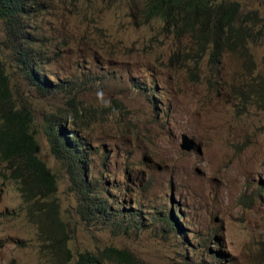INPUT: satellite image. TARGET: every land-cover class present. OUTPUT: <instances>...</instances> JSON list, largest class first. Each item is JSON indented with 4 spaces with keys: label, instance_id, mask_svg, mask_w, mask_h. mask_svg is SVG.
<instances>
[{
    "label": "rangeland",
    "instance_id": "1",
    "mask_svg": "<svg viewBox=\"0 0 264 264\" xmlns=\"http://www.w3.org/2000/svg\"><path fill=\"white\" fill-rule=\"evenodd\" d=\"M31 1L25 40L40 55L36 72L59 88L43 94L28 81L2 20L0 58L11 101L32 108L39 155L59 176L48 213L57 209L74 252L66 260L53 238L40 240L46 207L0 157V264H75L84 250L102 264H264V0H237L241 32L220 38L216 59L193 33L144 23L143 6L129 0ZM60 122L67 136L77 134L98 189H108L101 194L109 215L94 209L84 219L77 209L66 166L45 135L47 124ZM182 134L194 149L181 148ZM113 213L131 219L113 225ZM216 226L209 246L198 247ZM111 246L133 258L109 255Z\"/></svg>",
    "mask_w": 264,
    "mask_h": 264
},
{
    "label": "trees",
    "instance_id": "2",
    "mask_svg": "<svg viewBox=\"0 0 264 264\" xmlns=\"http://www.w3.org/2000/svg\"><path fill=\"white\" fill-rule=\"evenodd\" d=\"M129 1L143 6L140 11L144 23L160 21L163 27L171 33H193L200 47L211 45L214 53L221 45L220 38L241 32V2L237 0ZM32 4L31 0H0V20L4 23V31L12 36V40H9L13 44L12 47L18 46L16 48L18 54L15 55L14 61L22 68L26 77L36 85L38 77L32 70H28V65L31 68L34 67L30 63H38L37 58L40 55L31 48L33 44L25 40L30 35L26 29L28 27L27 16L33 11ZM22 49L24 51L19 53ZM9 77L6 65L0 58V156L11 165H15L12 178L22 185V190L25 191L29 187V190L33 192V195H29L42 201L48 213L55 202V200H50V197L58 189L59 176L39 155L40 143L37 130L33 129L31 110L27 107L19 108L11 101ZM262 93L264 94V89ZM45 133L49 134L48 141L51 142L52 152L66 166L71 180L70 187L79 198L77 209L82 217L89 219L88 216L91 213L94 214V209L104 216L109 215L108 205L110 204L105 202V198L98 191L96 186L98 181L87 173L89 161L78 149L77 144L69 147L62 133L55 132L50 124L46 126ZM93 179L97 181L96 184ZM56 210L48 213V217H43L45 219L39 222L38 233L40 240L44 242L53 238L50 245L54 250H58L66 260H69L74 252L71 246L72 236L64 227V223L58 221ZM113 215L116 222L113 220L112 224L124 226L127 219L114 213ZM170 216L174 217L172 213ZM170 216H166L165 220H170ZM118 219L120 222L117 221ZM105 251L125 257L123 260L133 258L126 249L111 246ZM92 252L93 250L80 251L75 264H102L99 257Z\"/></svg>",
    "mask_w": 264,
    "mask_h": 264
},
{
    "label": "clouds",
    "instance_id": "3",
    "mask_svg": "<svg viewBox=\"0 0 264 264\" xmlns=\"http://www.w3.org/2000/svg\"><path fill=\"white\" fill-rule=\"evenodd\" d=\"M32 49H34V47H31ZM201 48V50L203 51V52H207L208 50H210V53H211V56H212V58L213 59H216V57H218L219 55H220V52H221V45L219 46V48H218V50H217V52L216 53H214L213 52V49H212V47H211V45H208V46H206V47H200ZM34 51H36V50H34ZM40 57L39 58H37V62L38 63H30V65L32 64L34 67H30L29 65H28V70H32L33 72H34V74L36 75V77H38V79L36 78V87L40 90V91H42V93L43 94H48V95H50V94H54L55 93V88H59V86H56V87H54L48 80H45V79H43V78H41V74L40 73H38V72H36V69H40ZM16 62V61H15ZM18 65V64H17ZM18 67L20 68V70L24 73V71L22 70V68L18 65ZM38 74V75H37ZM24 75H25V77H26V74L24 73ZM10 78V77H9ZM27 78V77H26ZM40 78V79H39ZM28 79V78H27ZM28 81L32 84V85H34L33 83H32V81H30L29 79H28ZM63 89H64V87H63ZM16 106L17 107H19V108H23V107H20V106H18L17 104H16ZM24 107H27V108H29L30 110H31V112H32V116H33V129H35L36 130V128H35V124H34V114H33V110H32V108L31 107H28V106H24ZM47 125H49V124H47ZM46 125V126H47ZM51 126H52V128H53V130L55 131V132H57V133H59L58 131H59V129H61L60 130V133H62V135H63V139H67L68 138V142H67V140H66V142H67V145L69 146V147H71V146H75L76 144H77V147H78V149H80L79 148V143H78V141H73L72 139H74V138H76L77 137V134L76 133H74V132H72V134H73V136H71V137H69V136H67V134H68V131H67V129H65V126H64V124L62 123V122H60L59 124H50ZM46 126H45V132H46ZM59 133V134H60ZM37 135H38V132H37ZM45 135L47 136V140H49V134H46L45 133ZM188 141H186V142H188L189 144H191L192 142H193V144H191V146H187V145H185V143H183V140H181L182 142H181V148L182 149H184V150H192V149H194V147H196V142L195 141H191L190 140V138L186 135V134H182ZM38 140H39V138H38ZM70 141H71V143H70ZM50 142V141H49ZM50 144H51V142H50ZM78 151H80V150H78ZM81 152V151H80ZM82 153V152H81ZM83 154V153H82ZM245 153H243V155H244ZM84 156H86L85 154H83ZM220 155V154H219ZM218 155V156H219ZM242 155V156H243ZM1 157V156H0ZM87 157V156H86ZM251 157H252V155H251ZM88 159V158H87ZM5 161V160H4ZM89 161V160H88ZM234 171L235 170H233V172H232V174H231V177H234V175H235V173H234ZM238 173V172H237ZM260 171H259V173L258 174H252L253 176H259L260 175ZM239 174H242V173H239ZM242 175H244V174H242ZM92 176V175H91ZM92 177H94V176H92ZM95 178V177H94ZM97 181H98V183H97V188H98V186L100 185L99 183H100V181H99V179H97V178H95ZM96 180H94L93 179V181H94V183L96 184ZM18 183V182H17ZM236 189H237V185L236 184H234V185H232L231 186V190H233V192L234 191H236ZM262 190H264V188L262 189ZM98 191L101 193V191H106L107 192V190H103V189H98ZM254 197L255 196H249V199L250 200H253L254 199ZM136 202V204L137 205H139V202L138 201H135ZM108 209H112V205H109L108 206ZM127 212L126 213H129V215L132 217V214L130 213V212H128V210H126ZM124 214V215H127V214ZM121 216V215H120ZM122 217H124V218H126L125 216H122ZM131 217L130 218H126L127 220H130L131 219ZM174 218V220L176 219L175 217H173ZM175 222L177 223V224H179V222L177 221V219L175 220ZM180 225V224H179ZM126 228L127 229H129L130 227H128V226H126ZM137 228V227H136ZM139 228V227H138ZM140 229V228H139ZM180 229L181 230H183L184 232H186L185 231V229H183V227H181V225H180ZM221 231V228L220 227H218V226H216V227H214L211 231H208L207 233H205V235L203 236V237H198V243H197V246L199 247H201V246H204V247H208L209 246V244L211 243V241L213 240V233L214 234H216V233H218V232H220ZM185 241H187V239H185ZM215 244H217V243H215ZM192 250V252L193 253H195V251L197 250V248L195 247V246H191L190 248H188V250ZM209 250H211V249H209ZM106 252V251H105ZM107 253V252H106ZM109 255H114V256H117L119 259H121V260H123V258H125V257H123V256H119V255H116V254H112V253H108ZM215 255H216V257L217 258H219V259H221L222 257H223V255L221 254V252H219V250H216L215 251ZM98 257V256H97ZM131 257H133V256H131ZM99 259H100V257H99ZM101 260V259H100Z\"/></svg>",
    "mask_w": 264,
    "mask_h": 264
},
{
    "label": "bare ground",
    "instance_id": "4",
    "mask_svg": "<svg viewBox=\"0 0 264 264\" xmlns=\"http://www.w3.org/2000/svg\"><path fill=\"white\" fill-rule=\"evenodd\" d=\"M24 51V49H22V50H19V53H22ZM60 130V129H59ZM67 140V142H68V138L66 139ZM181 140H183V143H185V145H187L188 147L189 146H191V144H193V142L191 143V144H189L188 142H186V141H188L183 135L181 136ZM81 150V149H80ZM85 152H84V149H83V154H84ZM107 194H109V192H108V189H107Z\"/></svg>",
    "mask_w": 264,
    "mask_h": 264
}]
</instances>
